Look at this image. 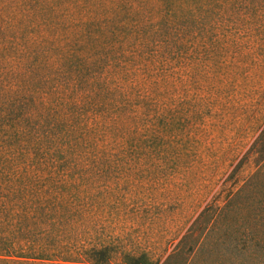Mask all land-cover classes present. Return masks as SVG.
<instances>
[{
    "label": "trees",
    "instance_id": "1",
    "mask_svg": "<svg viewBox=\"0 0 264 264\" xmlns=\"http://www.w3.org/2000/svg\"><path fill=\"white\" fill-rule=\"evenodd\" d=\"M138 1L129 14L157 17L147 32L135 23L128 33L123 19L96 28L92 11H77L71 32L54 38L28 36L32 16L0 24V264H264V126L244 155L256 171L207 202L161 262L165 250L109 235L120 220L105 215L104 171L153 168L171 181L199 158V141L172 122L186 71L213 69L220 25L245 31L237 0Z\"/></svg>",
    "mask_w": 264,
    "mask_h": 264
},
{
    "label": "rangeland",
    "instance_id": "2",
    "mask_svg": "<svg viewBox=\"0 0 264 264\" xmlns=\"http://www.w3.org/2000/svg\"><path fill=\"white\" fill-rule=\"evenodd\" d=\"M138 5V0H0V24L13 13L26 26L32 16L35 30L27 35L54 38L71 32L77 11L82 16L92 11L96 28L111 30L123 19L128 33L135 23L147 32L157 17L129 14ZM234 6L233 14L244 34L239 36L236 25H220L213 69L202 70L200 65L194 73L186 71L179 93L183 101L175 107H182L181 118L172 119L175 126L181 124L195 136L202 155L187 162L189 166L183 163L171 181L158 176L153 168L122 167L105 170V179L97 183V188L112 194L107 195L105 215L115 214L120 220L108 227L111 238L132 250H165L160 262L207 202L224 197L228 189L241 185L256 171L255 158L244 155L264 126V0H237ZM111 11H118L119 19ZM225 28L231 30L230 37L223 35ZM244 43L249 49L240 47ZM223 44L229 46L225 55L220 49ZM223 57L233 63L230 70H221ZM195 106H200L201 115L184 119ZM259 177L250 182L259 183ZM35 264L84 263L46 260Z\"/></svg>",
    "mask_w": 264,
    "mask_h": 264
}]
</instances>
